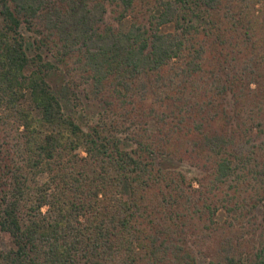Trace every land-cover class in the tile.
<instances>
[{
  "label": "trees",
  "instance_id": "1",
  "mask_svg": "<svg viewBox=\"0 0 264 264\" xmlns=\"http://www.w3.org/2000/svg\"><path fill=\"white\" fill-rule=\"evenodd\" d=\"M260 4L0 0V264H264Z\"/></svg>",
  "mask_w": 264,
  "mask_h": 264
},
{
  "label": "rangeland",
  "instance_id": "2",
  "mask_svg": "<svg viewBox=\"0 0 264 264\" xmlns=\"http://www.w3.org/2000/svg\"><path fill=\"white\" fill-rule=\"evenodd\" d=\"M258 7L260 8L261 12H264V4L263 5L260 4L258 5ZM130 23H131V17L125 18L123 22L121 23V28L123 30L128 29L130 26ZM172 29H173L172 25H165L162 27L163 32H169ZM22 30L25 35L27 36L30 35V32L25 27H23ZM46 57L47 59L48 58L51 59V56H46ZM64 80H65L64 74H61L59 72H53V74L50 77V81L54 87V90L59 96L60 101L62 102L65 113L75 116L80 122L84 123V126L91 124L97 112L102 108V104L89 101L83 98V100L80 103L78 102V105H76L71 99L70 93L67 90V87L65 86ZM152 100H154V98L150 99V101ZM250 129H251V133H249V135H251L252 132H255L254 127L253 128L249 127L248 130ZM2 142H3V139L0 138V149H1ZM158 163L164 168H180L184 170V172L188 174L189 176H195L197 174V172L191 167L182 166V164H180L179 162H176L174 159L169 158V157L159 158ZM123 193H124V196L128 195L126 189H124ZM224 216H225L224 211L223 210L219 211L218 219L223 220ZM12 247H13V243H12V239L10 235L7 232L3 231L0 227V249L4 251H8Z\"/></svg>",
  "mask_w": 264,
  "mask_h": 264
}]
</instances>
